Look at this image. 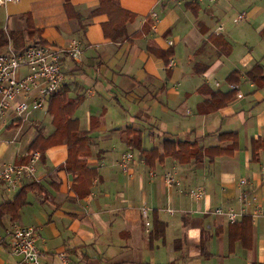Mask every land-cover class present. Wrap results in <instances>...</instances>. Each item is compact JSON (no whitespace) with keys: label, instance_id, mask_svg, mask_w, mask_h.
Masks as SVG:
<instances>
[{"label":"crops","instance_id":"0c3cea01","mask_svg":"<svg viewBox=\"0 0 264 264\" xmlns=\"http://www.w3.org/2000/svg\"><path fill=\"white\" fill-rule=\"evenodd\" d=\"M104 1L69 0L71 14L66 0H20L0 8V33L19 51L33 43L28 17L37 32L34 41L61 47L72 40L82 42L81 59L64 62L66 80L60 94L68 91L69 100L77 102L73 119L86 134L81 149L87 152L77 153L62 136L36 150L42 159L36 179L24 186L31 187L26 204L16 220L6 216L0 222V264H24L4 240L11 223L37 231L41 264H264V149L254 153L252 147L254 141L264 140V87L246 76L256 65L264 71L255 51L264 52V41L241 32L237 39L247 53L239 62L234 57L227 77L229 83L231 74L240 75L238 90L225 106L209 112L214 107L208 104L212 94L233 92L207 80L236 54L233 36L222 33V26L214 28L218 15L204 10L202 0H116L130 15L119 21L106 12L94 15ZM260 14L264 10L255 7L239 14L235 22L249 24ZM263 26L258 32L264 35ZM178 32L184 33L186 72L179 69L183 63L176 54ZM215 38L229 43L230 56L221 54ZM108 97L124 115L128 111L120 99L133 103L137 114L131 124L114 128L94 114L95 105ZM50 102L42 109V118L30 116L29 127L23 128L25 122L11 114L3 118L0 163L27 164L39 135L47 139L55 132ZM86 103L84 124L76 113ZM139 123L149 125V147L144 146ZM128 130L142 133L144 151H157L150 164L129 147ZM25 133L29 141L22 145ZM228 134L237 139L234 152L227 150L233 143L225 138ZM184 143L190 147L182 148ZM17 144L22 149L17 150ZM180 149L184 161L175 157ZM209 149L227 151L187 159L188 153ZM128 155L133 160L124 169ZM168 175L177 181L173 186L166 182ZM242 180L248 181L247 187L240 185ZM191 191L202 197L193 199ZM19 192L2 186L0 206L14 202ZM243 194L247 203L240 202ZM219 208L238 213L236 223L252 219L247 247L231 242L232 223L214 214ZM258 210L261 215H256ZM155 221L164 226L163 239L154 238Z\"/></svg>","mask_w":264,"mask_h":264},{"label":"built area","instance_id":"2783aa9c","mask_svg":"<svg viewBox=\"0 0 264 264\" xmlns=\"http://www.w3.org/2000/svg\"><path fill=\"white\" fill-rule=\"evenodd\" d=\"M20 0H0V8ZM83 44L80 40H72L66 47L53 44H30L18 51L9 46L0 55V123L7 115H13L20 122L29 120L33 112L42 110L50 100L60 94L66 80L64 62L78 61L83 55ZM237 91L236 85H231ZM242 98V95H239ZM42 153L33 152L27 164L0 163V188L5 186L9 191H20L26 183L36 179L38 163ZM133 157L128 155L123 163L129 169ZM264 174V167H263ZM169 186L177 181L166 177ZM240 185L247 187L248 181L242 180ZM190 196L199 200L202 193L191 191ZM240 202L247 203V194L240 196ZM215 215L226 217L235 224L239 214L233 210L219 208ZM261 210L256 215H261ZM9 240L11 254L22 260L24 264H41V253L38 249V234L33 227L11 223L6 229L4 240ZM2 240V239H1ZM0 240V241H1Z\"/></svg>","mask_w":264,"mask_h":264},{"label":"trees","instance_id":"16d2710c","mask_svg":"<svg viewBox=\"0 0 264 264\" xmlns=\"http://www.w3.org/2000/svg\"><path fill=\"white\" fill-rule=\"evenodd\" d=\"M66 9L68 13L70 14L72 11H74V8L70 4L69 0H66ZM104 12L108 13L109 16L112 18V20L117 19L121 21V20H126V18L129 19L130 17V15L126 14L120 9L116 0L104 1L101 4L100 8L94 12V15L104 13ZM121 16H124V18H121ZM27 22L29 26V36L33 40L32 44H48L41 40L34 41V38L37 32L32 27L33 25H32L30 17H28ZM214 42H215L216 47L221 51V54H223L224 56L231 55L232 48L229 45V43L225 41L224 38H217ZM8 46H9L8 37H6L4 33H0V55L4 53V51L8 48ZM15 49L18 50L16 47ZM238 76L240 75H238L237 73L230 75V77L228 78L230 85H236L239 83ZM246 76H247V79L253 84L257 85L260 88L264 87V71L259 65H256L251 71L247 73ZM67 92L68 91H65L64 93L59 94L55 98L50 100L51 102L49 101L50 103H52L51 108H50V113L53 116V124L55 127V132L47 139L44 138L43 134H40L37 140L33 143V145L30 148L32 152L36 151L37 149H41L45 143L52 140L53 138H58L62 136L68 139L69 144L70 146H72L71 148L74 151H77V153L78 152L87 153L85 152L86 150L84 148L81 149L82 147L81 145H84L83 142H85L86 140V134L80 131L79 122L73 119L74 114L78 107L77 102L69 100ZM234 92H237V91H233L227 94H222V93L212 94L211 101L208 104L213 105L214 107H212L208 111L212 112L213 110H216L217 108L225 106L233 98ZM127 135L129 136L128 145L131 148V150H138L139 152H141L142 157L146 160L148 164H150V162H152L157 156V151L153 150L151 152H146L142 149V133L128 130ZM225 138L230 139L233 142L232 145L227 148V150L234 152V148H237V143H238L236 137L234 136V134H228L226 135ZM77 143L78 145H76ZM180 146L182 148L190 147L186 143L180 144ZM252 147H253L254 153H257L260 149H264V140L254 141ZM227 150H223V149H209V150H204V151L199 150L197 155H193V154L191 155L190 153H188L187 159L195 158L198 156L202 157L204 153L210 154L211 157H215V156L222 154L224 151H227ZM182 153L183 151L180 149V152L175 154V157L179 159L180 161H184L182 159V155H183ZM75 157H77V155ZM30 188L31 187L29 186L23 187L20 190L18 197L14 202L3 204L0 206V222L6 216H10L12 220L17 219L20 210L26 204L25 196ZM154 232H155V235H154L155 239H163L165 237L164 226H162L158 221H155V231ZM251 237H252V219L244 218L243 223L232 224L231 229H230V240L232 243L234 241H241L243 246L247 247L248 245L246 244V242L248 240V242L250 243Z\"/></svg>","mask_w":264,"mask_h":264},{"label":"rangeland","instance_id":"374dc122","mask_svg":"<svg viewBox=\"0 0 264 264\" xmlns=\"http://www.w3.org/2000/svg\"><path fill=\"white\" fill-rule=\"evenodd\" d=\"M184 1V0H181ZM189 1H197V0H189ZM200 1V0H198ZM238 0H217L216 3H212L211 0H202L201 6L204 10H212L215 15H218L219 20L215 22L214 28L216 29L218 26H222L224 28L223 32L225 35L233 36L231 41L234 44L235 53L231 57L232 60L228 62L224 61L223 65L220 68L215 69L208 77V81L213 85L215 82H219L221 84V90L226 91L229 90L230 84L227 82V77L230 72V68H232V63L234 62V57H236L237 62H239L243 56L247 53V49L244 48V43L242 41L240 42L238 36H241V32L248 31V33L251 35L252 39L257 40L258 42L264 41V35L261 34L258 31H261L260 24L262 25L264 23V14H260L259 17L252 18V21L249 24H237L235 22V19H237L239 14H242L244 12L250 11L252 8H260L264 10V0H246L247 2H237ZM264 27V26H263ZM179 36V40L184 38V33H177L175 34V37ZM231 38V37H230ZM178 44V43H177ZM256 48V47H255ZM256 55L260 57L261 62L264 63V52L260 51L259 48L255 49ZM5 53V51H4ZM176 54L177 56L182 60V66L181 71L186 72L188 69V65L186 62L187 59V50L185 47L184 41H181V43L176 47ZM236 55V56H235ZM244 82L241 81V91L246 95L247 91L245 89ZM215 88V86H213ZM111 97H108V99L104 100V102L97 103L95 107L93 108L94 114L97 115V117L101 118L104 117V119L107 122L108 126H112L114 128H122L123 126L127 124H131V117L135 116L137 112L133 109V103H126L124 100L120 99V103L122 106H125L127 108V113L124 115L120 105L117 104V102ZM124 101V102H123ZM88 104L86 103L84 106H82L76 113L77 118L81 120L82 123L87 124L88 121ZM40 118L45 115L44 110H39L32 113V117L34 116L37 118L40 116ZM33 117V118H34ZM9 119V118H8ZM31 119V118H30ZM29 120L25 121V124H23V128L29 127L30 123ZM139 127H141L143 131V142L144 146L149 147L152 143L150 139L149 131L147 130L149 128L148 123H139ZM26 136V133L22 135L21 142L22 145H26L28 143V139H24ZM20 144H17V150L22 149ZM13 148H16V146H13ZM136 154V153H135ZM137 156V154H136ZM14 194H12L13 196Z\"/></svg>","mask_w":264,"mask_h":264}]
</instances>
